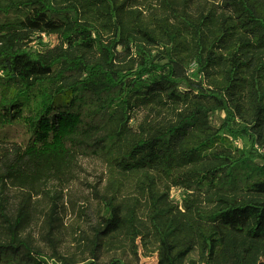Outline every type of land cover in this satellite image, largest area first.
Returning <instances> with one entry per match:
<instances>
[{
    "label": "trees",
    "instance_id": "1",
    "mask_svg": "<svg viewBox=\"0 0 264 264\" xmlns=\"http://www.w3.org/2000/svg\"><path fill=\"white\" fill-rule=\"evenodd\" d=\"M263 152L264 0H0V264H264ZM84 156L98 221L65 254L49 186ZM42 195L49 255L25 236Z\"/></svg>",
    "mask_w": 264,
    "mask_h": 264
},
{
    "label": "rangeland",
    "instance_id": "2",
    "mask_svg": "<svg viewBox=\"0 0 264 264\" xmlns=\"http://www.w3.org/2000/svg\"><path fill=\"white\" fill-rule=\"evenodd\" d=\"M58 42L56 36H47V38L43 37L42 40H35L31 46L35 50H45L55 46ZM143 113L141 110L136 111L132 123L134 126L143 117ZM223 116L222 113L215 114L213 116L214 124L220 125ZM105 179L106 168L104 162L96 156H84L78 161L74 180L68 185H58L55 182L50 184L49 191L53 197H56L55 201L58 203L59 212L57 215L59 220L54 222L56 228L53 231L58 240L57 248L61 252L65 254H80L82 252L81 238L90 233L92 226L98 221L99 212L96 210L93 186L102 188ZM56 189L59 191H56ZM183 194L184 191L181 188L176 187L172 190V198L176 202L182 200ZM5 196L11 202L10 212L13 213L16 206L21 203L22 193L18 189L10 188L6 191ZM33 201V216L25 236L31 240L34 247L49 255L54 250L53 245L48 240L50 226L47 216L52 198L42 195L35 197ZM122 248L118 250L119 253L124 252ZM197 257L196 252L190 256V258ZM140 264H158L157 254L142 257Z\"/></svg>",
    "mask_w": 264,
    "mask_h": 264
},
{
    "label": "built area",
    "instance_id": "3",
    "mask_svg": "<svg viewBox=\"0 0 264 264\" xmlns=\"http://www.w3.org/2000/svg\"><path fill=\"white\" fill-rule=\"evenodd\" d=\"M43 37H44V38H47V36H46L45 34H43Z\"/></svg>",
    "mask_w": 264,
    "mask_h": 264
}]
</instances>
